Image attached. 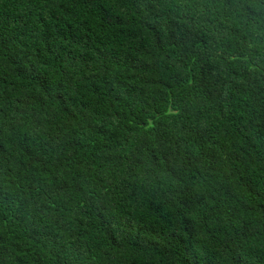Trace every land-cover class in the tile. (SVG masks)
<instances>
[{
  "label": "trees",
  "instance_id": "trees-1",
  "mask_svg": "<svg viewBox=\"0 0 264 264\" xmlns=\"http://www.w3.org/2000/svg\"><path fill=\"white\" fill-rule=\"evenodd\" d=\"M0 264H264V0H0Z\"/></svg>",
  "mask_w": 264,
  "mask_h": 264
}]
</instances>
